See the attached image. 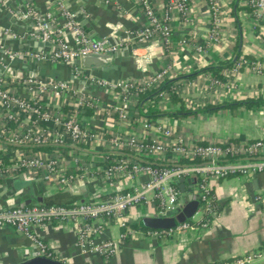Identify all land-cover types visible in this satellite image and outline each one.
Listing matches in <instances>:
<instances>
[{"label":"built area","instance_id":"1","mask_svg":"<svg viewBox=\"0 0 264 264\" xmlns=\"http://www.w3.org/2000/svg\"><path fill=\"white\" fill-rule=\"evenodd\" d=\"M57 3L63 17L60 25L54 23L50 12L40 13L32 4H27L20 16L32 19V37L49 41L48 51L33 49L15 50L2 48L0 67V182L18 174L35 173L46 184L59 189L71 188L89 179L115 181L127 177L130 185L109 195L88 201L61 203H12L0 204V227L9 225L20 231L35 247V255L54 256L47 244L36 233V226L70 221L75 226V246L80 253L97 254L104 258L113 256L120 241L101 236L106 224L113 222L125 235L161 237L193 227L206 226V214L214 212L210 201V180L230 175H246L264 170V138L244 141L213 142L186 139L171 128L158 122L152 123L139 116L132 108L137 95L132 88L156 87L165 78L171 77L170 65L160 67L152 75L137 80L126 78L114 81L110 77L85 68H76L72 62L80 54L118 52L127 48L134 52L140 44L158 38L164 45L171 35V10L175 8L187 17L189 0H161L154 7L152 0H134L141 9L144 23L125 36L111 39L108 36L91 37L76 21L72 11ZM109 2V0H105ZM211 10L212 26L209 42L219 37L220 8L216 0H205ZM250 6L253 19L264 24V0H245ZM158 8V9H157ZM67 33L70 38L64 37ZM0 34L16 38L9 28H1ZM263 56L248 62L240 56L229 72H237L240 66L253 72L264 69ZM198 49L201 47L198 45ZM20 60L50 61L72 67L73 79H57L40 76L34 72L9 73L11 64ZM211 85L221 82L210 79ZM173 89L181 95V86L176 81ZM114 91L119 104L105 102L96 92ZM62 96L63 103L53 107L46 98ZM182 96V95H181ZM183 97V96H182ZM166 99V93L161 99ZM193 106L202 101L184 98ZM134 102V103H135ZM171 104V103H170ZM171 106V105H170ZM169 106V107H170ZM67 107V109H64ZM90 107L91 112H85ZM116 116L125 130L112 131L92 121H109ZM102 123V122H101ZM65 145L67 153L30 150V146L42 144ZM108 153H119L108 159ZM180 158L195 159L180 162ZM198 175L196 187L197 205L187 219L165 228L135 229L126 225L127 210L132 206H148L146 216H164L175 208L183 207V196L176 187L179 177ZM111 219V221L109 220ZM264 259V245L243 254L216 260L207 264H251Z\"/></svg>","mask_w":264,"mask_h":264},{"label":"crops","instance_id":"2","mask_svg":"<svg viewBox=\"0 0 264 264\" xmlns=\"http://www.w3.org/2000/svg\"><path fill=\"white\" fill-rule=\"evenodd\" d=\"M62 5L72 11L78 24L93 38L108 36L120 38L140 27L145 17L134 0H62ZM219 8V37L209 42L208 33L212 26V14L205 0H189L187 17L175 8L171 10V35L164 45L154 38L140 44L134 52L122 48L118 52L119 69L114 73H101L114 81L126 78L137 80L152 75L161 66L169 64L171 77H176L181 86V95L192 101L217 102L233 101L244 97L264 99V69L253 72L245 67L237 72L225 70L226 80L211 85L210 75L202 68L220 61L249 54L253 59L263 56L262 36L264 24L255 21L250 6L245 0H216ZM27 4H32L40 13L53 14L54 23L60 25L63 17L59 14L54 0H0V27L9 28L17 34L10 38L0 34V67L2 48L15 50L33 49L48 51L52 45L29 35L34 30L32 19L20 16ZM154 7L162 5L161 0H152ZM158 9V8H157ZM67 39L70 36L63 34ZM31 38L38 40L37 45ZM37 46H35V45ZM201 48L198 49L197 46ZM34 72L40 76H58L68 79L72 67L50 61L16 60L9 73ZM197 74L188 80L182 75ZM97 97L105 102L119 104L114 91L98 90ZM53 107L63 103L62 96L46 98ZM135 101L131 104V112ZM169 100L161 99L159 107L169 108ZM135 110V109H134ZM109 121H92L104 124L108 130L121 131L125 126L116 116ZM102 122V123H101ZM158 123L171 128L174 133L186 139L213 142L244 141L264 138V103L250 108L239 106L234 112L221 108L196 116H163ZM19 176L27 181L25 187L17 188ZM16 180L15 185L9 180ZM186 179V178H185ZM190 179V178H189ZM131 180L127 177L115 181L91 178L71 188L59 189L55 185L45 187L35 173L18 174L0 182V204L11 205L30 199L56 203L80 202L92 197L103 198L110 193L127 188ZM183 203L188 195L196 198L195 184L184 180V191L179 188ZM214 198V212L206 226L198 224L169 236L152 237L140 234L130 236L127 242L119 237L117 224H106L101 236L120 241L117 252L104 258L97 254L80 253L75 246V226L70 221L36 226V233L47 244L55 257L70 264H207L216 260L231 258L264 245V170L246 174L230 175L210 180ZM183 205V206H184ZM148 206H135L127 210V219L145 221ZM35 247L20 231L5 225L0 227V264H13L35 255ZM251 264H264V259Z\"/></svg>","mask_w":264,"mask_h":264},{"label":"trees","instance_id":"3","mask_svg":"<svg viewBox=\"0 0 264 264\" xmlns=\"http://www.w3.org/2000/svg\"><path fill=\"white\" fill-rule=\"evenodd\" d=\"M243 58H245L248 62L252 61L253 58L249 54L242 55ZM240 60V54L238 53L235 59L230 60H224L220 61L217 64H211L209 66H206L205 68H202L201 71L207 72L212 80L223 82L226 80L225 76V70L229 67H231L234 63L238 62ZM243 66L241 65L240 68ZM197 74V72H194L189 75H182L180 78L188 80L189 78L194 77ZM178 79L175 77H167L165 78L158 86L156 87H145L142 89L138 88H132V92L137 95V100L135 104L133 105L134 109L139 113V116L152 122L156 123L159 118L163 116H174V117H187V116H196L200 113L204 112H213L221 108H228L232 112L236 110L239 106H244L247 108L257 106L261 103H264V99L258 97V98H251V97H244L238 100L233 101H217V102H206L202 105L193 106L192 104L185 101L184 97H182L178 91L173 89L172 85L174 82H176ZM166 93V97L171 103V106L169 108H161L159 107V103L161 101V98L163 94ZM64 109H67V107H64ZM85 112L90 113L91 108L85 107ZM202 142V141H200ZM59 150L62 153L66 154L69 147L65 145H54V144H42V145H34L30 146V150H44V151H52V150ZM119 153H108V159L104 162V164H108L109 160L113 157L119 156ZM195 159H189V158H180V162H187V161H193ZM200 177L198 175H194L190 177V180L193 183H196ZM211 192V190H210ZM212 193V192H211ZM105 197V196H103ZM84 200V201H88ZM210 201L212 203V206L214 205V198L212 195H210ZM32 203V202H31ZM40 204H50V203H56L53 201L49 202H38ZM60 203V202H59ZM30 204V203H29ZM61 204L69 205L70 202H62ZM135 206H132L133 208ZM205 218H211V214H206ZM187 219L185 217L183 220ZM111 221V219H109ZM182 221V220H181ZM179 222V221H175ZM126 225H128L131 228L135 229H147L150 228L147 226L146 221H137V220H128L126 219ZM122 231V229H120ZM130 239L129 235H125L122 240L124 242H127ZM55 257V256H52Z\"/></svg>","mask_w":264,"mask_h":264},{"label":"water","instance_id":"4","mask_svg":"<svg viewBox=\"0 0 264 264\" xmlns=\"http://www.w3.org/2000/svg\"><path fill=\"white\" fill-rule=\"evenodd\" d=\"M32 42L40 45L41 43L34 38H31ZM45 43H49L46 41ZM34 44V45H35ZM35 45V46H37ZM30 49V48H29ZM119 52H106V53H84L80 54L77 58H75L72 62L73 66L76 68H85L93 71H98L101 73L108 72L110 74H114L120 65L119 61ZM236 57V56H235ZM235 57L233 59H235ZM74 75L72 71L69 74L68 79H73ZM57 79H64L62 77L55 76ZM19 182L23 180L22 176H19ZM184 180L190 181L189 178L179 177L177 182H180L179 188L181 191H184L183 183ZM10 182L16 181L9 180ZM15 185V182H13ZM17 188H20V183L15 185ZM22 186V185H21ZM187 201L185 205L181 208H175L167 212L164 216H147L145 218L146 224L150 228H165L174 225L175 221H181L185 217H188L192 214L197 205L196 198H192V195H188ZM31 203L30 199H26L22 202V205ZM13 264H70L67 263L57 257H50L46 255H33L31 257L24 258Z\"/></svg>","mask_w":264,"mask_h":264},{"label":"rangeland","instance_id":"5","mask_svg":"<svg viewBox=\"0 0 264 264\" xmlns=\"http://www.w3.org/2000/svg\"><path fill=\"white\" fill-rule=\"evenodd\" d=\"M20 183V188L22 187H25L27 185V181L26 180H22L19 182ZM22 185V186H21Z\"/></svg>","mask_w":264,"mask_h":264}]
</instances>
